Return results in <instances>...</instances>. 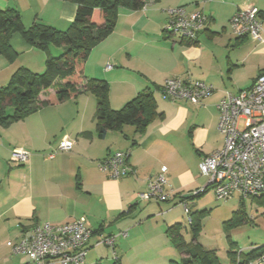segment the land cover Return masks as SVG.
<instances>
[{"label": "crops", "instance_id": "crops-1", "mask_svg": "<svg viewBox=\"0 0 264 264\" xmlns=\"http://www.w3.org/2000/svg\"><path fill=\"white\" fill-rule=\"evenodd\" d=\"M246 6L258 9L264 33V0H148L141 10L118 9L114 30L90 51L83 74L107 82L113 110L149 89L156 116L141 132L123 126L98 139L95 98L88 92L0 127V264H28L7 243L16 244L37 224L58 226L81 217L94 231L84 264H101L108 258L109 251L97 244L98 234L125 233L116 238L113 264H169L182 258L165 234L166 227L179 220L171 219L174 211L169 205L182 207L183 199L188 203L194 193L211 190L198 165L223 146L217 105L227 93L248 89L264 71V42L235 37L229 28L234 14ZM178 8L207 18L194 41L163 30L170 11ZM0 9L18 12L25 28L38 22L64 31L74 21L77 7L65 0H0ZM10 46L16 58L8 62L0 56L2 79L9 80L19 67L43 71V51L17 34ZM63 51L48 47L53 57ZM169 78L199 80L214 90L198 105L170 102L161 92ZM49 93L53 91L39 99L44 101ZM66 138L73 147L58 152L59 142ZM15 148L29 153L25 165L10 162ZM116 152H127L134 175L112 180L100 171L98 164ZM161 167L167 168L171 190L167 205L140 201L138 195Z\"/></svg>", "mask_w": 264, "mask_h": 264}, {"label": "built area", "instance_id": "built-area-1", "mask_svg": "<svg viewBox=\"0 0 264 264\" xmlns=\"http://www.w3.org/2000/svg\"><path fill=\"white\" fill-rule=\"evenodd\" d=\"M206 21L201 12L188 15L182 9H173L163 30L182 40L194 41ZM229 28L235 37L264 42L259 11L253 6L237 11ZM111 67L108 64L106 69ZM213 90L211 85L202 81L179 78L167 79L161 88L163 97L170 102L185 101L192 105L200 104L212 95ZM217 109V130L223 138V146L200 160L199 172L208 178L216 201H227L234 196L244 200L261 197L264 194V74L259 75L248 89L236 94L227 93ZM73 144L66 138L59 142L57 151L68 152ZM28 157L29 153L23 149L15 148L10 152V162L17 166L25 165ZM127 160V152H116L101 161L98 167L110 179L118 180L136 173ZM166 173L167 168L161 167L158 174L148 179L146 191L138 195L140 201L161 203L170 198ZM181 205L188 216L187 202H181ZM93 234L85 218L81 217L58 226L37 224L29 235L22 236L16 244L8 242L7 246L14 253L24 255L28 264H84L87 242ZM118 236H125V233L97 236V244L109 248L114 260L117 259ZM248 264H264V254Z\"/></svg>", "mask_w": 264, "mask_h": 264}, {"label": "trees", "instance_id": "trees-1", "mask_svg": "<svg viewBox=\"0 0 264 264\" xmlns=\"http://www.w3.org/2000/svg\"><path fill=\"white\" fill-rule=\"evenodd\" d=\"M65 1L74 3L77 9L74 21L64 31L38 22L25 28L18 12L0 9V56L8 62H13L16 58L10 46V39L15 34L29 46L43 51L46 56L44 70L41 73L19 67L11 74L7 85L0 88V127H8L22 121L42 107L57 105L74 98L80 92H88L95 98V134L98 139H103L108 131L120 130L123 126H132L137 133L141 132L156 116L152 92L149 89L143 90L121 109L113 110L108 101L107 82L86 79L83 71L90 51L114 30L118 9L141 10L148 0ZM49 46L63 48L64 51L53 57L48 52ZM262 74L264 71L259 75ZM49 89L53 93H49L46 99L41 101L40 95ZM7 107L12 108L10 114H6ZM206 191L207 189L202 193ZM199 194L201 193L195 197ZM258 198L263 199L264 194ZM199 215V213L193 215L190 211L188 213L191 244L184 241L180 223L166 227L165 234L170 244L182 254L181 259L172 260L169 264H220L214 251L205 250L194 244L200 230ZM235 217L240 220L241 212L235 213ZM231 223L229 221L224 225L227 227ZM228 242L229 264H248L264 254V246L254 248L245 255L237 254L233 248L234 244Z\"/></svg>", "mask_w": 264, "mask_h": 264}, {"label": "rangeland", "instance_id": "rangeland-1", "mask_svg": "<svg viewBox=\"0 0 264 264\" xmlns=\"http://www.w3.org/2000/svg\"><path fill=\"white\" fill-rule=\"evenodd\" d=\"M7 83L8 80L0 77V88ZM5 111L6 114H10L12 108L7 107ZM163 204L167 205L166 202ZM187 204L191 214H200V230L194 244L205 250L214 251L220 264H229L228 241L234 244V251L242 255L254 248L264 246V198L245 199L241 202L237 196H234L233 199L220 202L215 200L212 190H208L199 197H193ZM169 207L172 212L174 211L171 219H179L177 223L182 225L181 233L184 241L191 244L192 234L188 216L183 213L180 206L169 205ZM237 212H241L240 220L235 217ZM229 221L232 223L225 227L224 224ZM173 224L174 222L171 225ZM106 250L109 251L108 258L101 264H113L111 250L109 248Z\"/></svg>", "mask_w": 264, "mask_h": 264}]
</instances>
